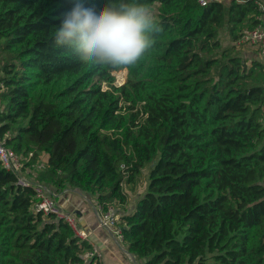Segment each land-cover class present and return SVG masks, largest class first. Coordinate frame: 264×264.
Instances as JSON below:
<instances>
[{"label": "trees", "instance_id": "16d2710c", "mask_svg": "<svg viewBox=\"0 0 264 264\" xmlns=\"http://www.w3.org/2000/svg\"><path fill=\"white\" fill-rule=\"evenodd\" d=\"M75 2L0 0V141L32 153L29 167L45 154L36 180L53 194L73 188L104 209L124 204L122 182L148 166L146 191L118 218L141 264H264V60L235 46L264 25V1L138 0L160 31L138 63L115 69L55 45ZM15 181L0 163V264H101Z\"/></svg>", "mask_w": 264, "mask_h": 264}, {"label": "clouds", "instance_id": "9594fccd", "mask_svg": "<svg viewBox=\"0 0 264 264\" xmlns=\"http://www.w3.org/2000/svg\"><path fill=\"white\" fill-rule=\"evenodd\" d=\"M160 31L152 9L138 0H109L103 7H86L76 0L63 13L53 37L85 64L126 68L150 50Z\"/></svg>", "mask_w": 264, "mask_h": 264}, {"label": "built area", "instance_id": "2783aa9c", "mask_svg": "<svg viewBox=\"0 0 264 264\" xmlns=\"http://www.w3.org/2000/svg\"><path fill=\"white\" fill-rule=\"evenodd\" d=\"M199 2L202 5L206 4V0H199ZM235 46L242 49H253L257 52V55L264 56V25L244 30L241 38L236 41ZM31 156L32 153H29V155L25 157L18 156L12 149L4 146L0 141V163L2 166L15 173L16 185L20 187H32L34 191L35 200L32 203L31 210L35 213L41 212L44 215L53 214L57 218L63 219L72 226L79 239L87 240L89 233L76 228L73 216L71 213L63 212L59 208L55 203V195L51 190L31 177V168L26 165V162L29 161ZM96 217L99 225L110 228L111 233L116 239L123 243L121 230L118 226L119 217L112 213V207H110L109 204L106 205L105 209L97 205ZM96 257L100 259L101 255L98 249L93 246L84 254L85 260L95 259L96 261Z\"/></svg>", "mask_w": 264, "mask_h": 264}, {"label": "crops", "instance_id": "0c3cea01", "mask_svg": "<svg viewBox=\"0 0 264 264\" xmlns=\"http://www.w3.org/2000/svg\"><path fill=\"white\" fill-rule=\"evenodd\" d=\"M262 6H264V4H262ZM249 50L250 49H248V51ZM143 194L144 193L139 195L136 199H133L131 194H126V202L124 204L115 202L110 204L112 213L119 217L123 212H132L136 201ZM54 195L55 203L59 208L63 212L71 213L73 216L76 228L89 233L87 240L91 246L97 248L100 252L101 264H110L107 262V257H111L112 264L117 262V260H119L121 264H130L129 262L132 264H141L140 260L133 254L127 252L125 245L119 243L116 237L111 233L110 228L99 225L96 217L98 204L94 197L89 196L87 193H81L73 188H65L56 193L54 192ZM109 254L111 255L109 256Z\"/></svg>", "mask_w": 264, "mask_h": 264}, {"label": "rangeland", "instance_id": "374dc122", "mask_svg": "<svg viewBox=\"0 0 264 264\" xmlns=\"http://www.w3.org/2000/svg\"><path fill=\"white\" fill-rule=\"evenodd\" d=\"M264 4V3H262ZM263 7V10H264V6ZM155 11V10H154ZM219 38H220V42H221V45L222 47H229L231 45V41H230V37L227 35V31H226V27L222 28L219 32ZM236 52L241 55V56H244L246 52H244L246 50V48L242 49V48H236ZM251 56H253L254 54L253 53H250ZM4 58V55H2L0 53V77H2L3 75V71H2V59ZM250 58V57H248ZM264 60V57L262 58ZM113 75H114V82L113 84L116 85V86H119L121 85L122 83L125 82L126 80V76H127V70L126 69H122V70H119V71H115L113 72ZM102 88H107V86L103 83L102 84ZM2 105L3 103H1L0 101V108H2ZM46 155L45 154H40L38 157H37V161L34 162V166H31V172H30V175L32 178L36 179L37 177V174L39 173V171L41 169H43V165L45 164V160H46ZM123 185H122V188H123V191L124 193L126 194H131V197L133 199H136L139 195H141L142 193H144L146 191V188H147V184H148V166H145L141 171L140 173L138 174V176L134 179L133 182L131 183H128L126 182V179L122 182ZM98 221V220H97ZM87 232V231H86ZM74 233H75V230H74ZM121 243L122 245H124L122 242H119ZM126 247V246H125ZM124 249V248H123ZM87 252V251H86ZM121 253L123 254V252L121 251ZM85 254V253H84ZM111 254H109L110 256ZM111 257H107V262H109L110 264H112V259H110ZM130 264H132L131 262H129ZM114 264H121L119 260H117V262H115Z\"/></svg>", "mask_w": 264, "mask_h": 264}]
</instances>
